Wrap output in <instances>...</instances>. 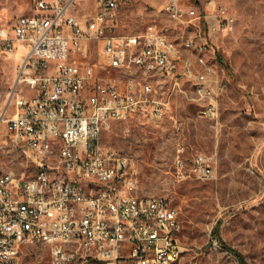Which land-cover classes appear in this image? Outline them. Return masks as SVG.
<instances>
[{"label":"built area","instance_id":"built-area-1","mask_svg":"<svg viewBox=\"0 0 264 264\" xmlns=\"http://www.w3.org/2000/svg\"><path fill=\"white\" fill-rule=\"evenodd\" d=\"M124 1L37 0L14 36L2 38L7 51L22 47L23 56L0 126L8 125V142L27 165L19 173L0 170V264H20L32 243L51 247L52 264H166L181 256L178 208L163 196L129 191L134 159L104 146L101 135L114 121L175 118L173 98L186 80H194L200 115L216 119L221 88L209 84L211 44L199 27L209 22L219 31L236 19L218 0H195L186 9L170 0L167 15L199 29L179 45L155 25L111 33ZM78 6L82 17L73 12ZM92 38L110 67L136 75L91 82L74 59ZM183 152L179 179L214 175L215 155L188 163Z\"/></svg>","mask_w":264,"mask_h":264},{"label":"rangeland","instance_id":"rangeland-1","mask_svg":"<svg viewBox=\"0 0 264 264\" xmlns=\"http://www.w3.org/2000/svg\"><path fill=\"white\" fill-rule=\"evenodd\" d=\"M169 1L126 0L108 28L114 34H137L155 25L179 45L200 29L211 44L209 84L221 88L219 115L216 119L201 116V104L179 94L174 98L177 122L170 116L114 121L103 131L101 143L134 157L129 191L163 196L178 208L182 253L172 264H241L239 253L249 264H264V0H218L236 19L232 27L219 31L211 29L209 22H202L198 29L173 19L164 11ZM178 1L184 9L196 3ZM36 2L0 0V117L9 107L21 63V56L7 51L2 38L14 36L15 23L34 14ZM73 12L82 17L85 9L78 6ZM209 19L214 22L210 11ZM74 60L91 82L128 78L137 71L110 67L93 38L86 52H79ZM186 83L193 92L194 80ZM24 91L34 94L27 86ZM8 132V125L2 123L0 170L19 173L27 164L9 144ZM184 145L189 158L196 152L215 155L212 177L179 179L176 159ZM51 255L49 245L27 244L20 264H52Z\"/></svg>","mask_w":264,"mask_h":264},{"label":"crops","instance_id":"crops-1","mask_svg":"<svg viewBox=\"0 0 264 264\" xmlns=\"http://www.w3.org/2000/svg\"><path fill=\"white\" fill-rule=\"evenodd\" d=\"M14 52H16V51H14ZM17 53L19 54V56H21V58H22V56H23V51L21 52V51H18V49H17ZM193 63H194V66H196L197 67V62H195V59L196 58H194V56H193ZM213 72V68H212V66L210 65V73H212ZM194 87V86H193ZM191 88V90H193V92L192 91H190V88H188V84L186 83V81L183 83V91H181L180 93H176V95H175V97L177 96V95H179V94H185V95H187V96H191V97H193L194 96V88ZM190 93H192V95H189ZM174 97V98H175ZM174 98H173V111H174V115H175V108H174ZM175 120H176V122H177V119H176V115H175V118H174ZM183 148H184V152H183V157L186 159V161L188 162V163H190L192 160H193V158L195 157V155H197V154H206V155H211V154H207V153H204V152H196V153H193L192 155H191V158H189L188 156H187V154H186V147H185V145L184 146H182ZM181 147H179V149H180ZM122 151V150H121ZM122 152H124V151H122ZM124 153H126V152H124ZM126 154H128V153H126ZM179 154V153H178ZM129 155V154H128ZM129 156H131V155H129ZM131 157H133V156H131ZM133 159H134V157H133ZM134 164H135V159H134Z\"/></svg>","mask_w":264,"mask_h":264},{"label":"trees","instance_id":"trees-1","mask_svg":"<svg viewBox=\"0 0 264 264\" xmlns=\"http://www.w3.org/2000/svg\"><path fill=\"white\" fill-rule=\"evenodd\" d=\"M220 61L223 62L222 58H220ZM237 255L241 264H249L240 253Z\"/></svg>","mask_w":264,"mask_h":264},{"label":"bare ground","instance_id":"bare-ground-1","mask_svg":"<svg viewBox=\"0 0 264 264\" xmlns=\"http://www.w3.org/2000/svg\"><path fill=\"white\" fill-rule=\"evenodd\" d=\"M161 119H164V118H160V120H161ZM172 263H173V262H170V263H166V264H172Z\"/></svg>","mask_w":264,"mask_h":264}]
</instances>
